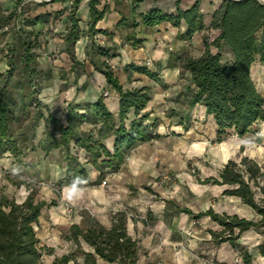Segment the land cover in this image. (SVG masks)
I'll use <instances>...</instances> for the list:
<instances>
[{
	"label": "trees",
	"instance_id": "trees-1",
	"mask_svg": "<svg viewBox=\"0 0 264 264\" xmlns=\"http://www.w3.org/2000/svg\"><path fill=\"white\" fill-rule=\"evenodd\" d=\"M85 1L89 11L86 56L94 70L104 75L107 84L118 95L117 126L102 99L84 105L67 104L64 110L65 126L50 113L45 118L43 109L48 112L47 107L38 99L42 89L53 79L52 70L39 67V54L36 51L41 50V33L46 28L47 34L58 22L63 27L58 36L63 39L64 53L72 62L70 72L76 66L82 67L75 58V45L83 34L78 8ZM141 1L130 0L129 17H122L117 26L119 29L131 30L126 37V44L133 50L142 45L143 41L137 39L134 33L139 25L155 27L169 23L177 29L184 26L176 40L187 44L196 36L213 33L212 38H201L203 48L198 57L186 53L172 54L167 68L179 65L182 71L180 75L188 74L193 86L189 105L205 108L206 116L211 117L216 126L217 142L224 141L232 129L238 137L250 132L257 135L256 125L264 123V97L256 89L251 72L255 64L264 65V5L257 0H219L217 7L206 12L202 9L204 0H193L186 8L181 7L183 0H171L175 4L172 14L153 8L136 16V8ZM3 2L6 6H2L3 13L0 12V37L5 41L7 69L0 72V159L8 154L19 162L29 152L40 150L47 155L62 149L66 173L65 178L54 185V193L58 196L60 189L70 184L72 177H84L86 172L72 154L71 142L86 151L99 172V180H103L106 173L117 172L136 147L159 138L156 133L157 122L146 124L148 114L138 117L150 101L149 90H124L108 63L116 54L111 48L95 43L97 36L112 37L107 30L96 29L108 11L107 6L99 10L101 0L35 3L31 4L32 8H46L54 3L68 4L69 7L26 17L21 12V0ZM16 18L17 28H9ZM125 71L143 74L160 83L159 78L145 67L129 65ZM130 111L134 112L136 118L126 127L124 121ZM42 120L52 129L46 126L44 139L36 145V130ZM85 123L101 127L80 134L78 129ZM109 136H113L112 151H108L101 143ZM198 181L226 187L224 195L239 198L256 213L257 220L220 215L211 208L198 214H192L187 209L182 212L193 216L194 220L208 217L218 225V232L209 231L212 241L215 244L228 243L240 257L241 264H252L253 256L238 243V239L248 231H255L263 238L257 251L264 257V165L248 157H242L239 162L229 160L217 179ZM15 185H26L27 197L18 204L0 191V264H41V248L34 227L46 203L36 199L38 192L32 184L22 181ZM48 205L54 206L55 202L51 201ZM85 224V228L72 225L63 236L64 240L76 246V253L55 257L50 264H78L79 259L82 264H99V261L107 264H137L139 241L127 232L125 211L112 214L108 228L88 215ZM81 242L92 252L83 251Z\"/></svg>",
	"mask_w": 264,
	"mask_h": 264
},
{
	"label": "crops",
	"instance_id": "crops-1",
	"mask_svg": "<svg viewBox=\"0 0 264 264\" xmlns=\"http://www.w3.org/2000/svg\"><path fill=\"white\" fill-rule=\"evenodd\" d=\"M116 1L101 0L99 10L107 6L108 11L104 19L97 24L96 29L107 30L112 37L97 36L95 43L111 48L116 54V57L110 59L108 63L124 90L141 88L149 90L150 101L138 117L148 114L146 124L156 121V133L159 138L136 147L117 172L106 173L108 184L105 186L101 185L104 180H99V172L92 165L90 156L84 149L77 148L75 143L71 142L72 154L77 157L78 163L86 171L85 176H81L86 180L85 187H82L83 192L77 199L69 202L66 199V185L60 189L58 196L50 191L47 198L46 192L38 191L39 200L46 203L39 219L44 224L47 218L54 223L63 222L64 220H61L59 216L56 217L54 211H50L57 205L60 208V202L62 205L66 203L79 208L90 207L93 210L92 215L77 214L70 227L83 225L85 228V219L88 215L103 227L108 228L111 215L115 211L132 212L140 219L135 221L127 217L128 234L141 240L142 245L150 250L151 255L162 257L163 264H192V253L195 250L201 252L205 249H214L217 259L229 262L230 255L237 253L228 243L215 244L209 233V231L218 232L220 230L218 225L208 217L194 220L193 216L182 210L187 209L192 214H198L211 208L220 215H236L251 221L257 220L256 213L244 205L239 198L224 195L226 187L202 184L198 181L202 182L207 178L217 179L223 166L229 160H234L236 151L240 147L242 149L244 141L252 138V133L238 137L232 129L228 131V137L224 141L217 142L216 126L212 118L206 116L205 108L201 105L193 107L189 105L193 86L190 84L188 74L180 75L182 71L179 65L171 69L167 68L170 55L187 53L189 44L176 40L177 34L184 30V26L177 29L169 23L155 27L139 25L134 33L143 43L138 49L133 50L126 44V37L131 30L117 28L122 17H129L130 0H122L121 3H119L120 0ZM192 2L193 0H183L181 7L186 8ZM218 4L219 0H204L202 9L210 12ZM64 7L69 6L54 3L43 8L42 12H51ZM153 8H159L168 14L175 12V4L171 0H142L137 5L136 16ZM78 16L83 34L75 45V58L79 62L85 61L82 67L76 66L74 71L70 72L72 62L64 53L63 39L55 34L53 28L48 31L47 37L45 36L50 42L48 47L52 44L59 48V52L52 65L46 62L47 70H52L53 79L40 93L41 103L48 110L47 112L43 109V114L47 118L50 113L65 126L64 110L67 104L84 105L102 99L103 105L114 117L115 126H117L119 124L118 95L107 84L104 75L95 71L85 58V47L88 43L86 30L89 21L86 1L79 5ZM129 65L147 68L159 78L160 83L134 71L126 72L125 68ZM42 69L45 70L43 66ZM104 92L109 94L107 98L102 97ZM80 113L83 114V111ZM135 118L134 112L130 111L124 121L126 127ZM46 126L52 129L44 120L39 123L34 141L36 145L44 139ZM100 127L101 125L92 126L85 123L79 127L78 132L86 134ZM256 130L260 133V137L264 135L261 132L264 130V123L257 124ZM101 143L108 151H112L113 136H109ZM64 156L62 149L54 150L47 155L37 150L33 153L29 152L21 161L16 162L6 154L0 159V167L7 165L11 170L18 168L21 176L27 177L32 182L44 184L45 180H48L54 186L65 178ZM203 156L206 157V166L199 167L198 174L190 175L187 170L189 161L195 158L201 159ZM5 170L7 171L6 168ZM166 175L174 177L171 184L163 181L162 178ZM76 177L80 176L75 175L71 181ZM22 196L19 199L17 197L13 199L18 204L23 203L27 197L26 189ZM46 198L53 199L55 205L49 206ZM108 211L112 213L106 215ZM142 220H145V223ZM146 222H149V225H146ZM147 229L152 230L151 236L146 232ZM144 231L147 235L143 238L141 233ZM42 233L44 237H47L45 226ZM262 241V236L255 231H248L238 239V243L247 248L257 263L264 261V257L257 251V246ZM84 246L86 252H92L81 242V247ZM77 262L82 264L81 259ZM99 264L107 263L99 261Z\"/></svg>",
	"mask_w": 264,
	"mask_h": 264
},
{
	"label": "rangeland",
	"instance_id": "rangeland-1",
	"mask_svg": "<svg viewBox=\"0 0 264 264\" xmlns=\"http://www.w3.org/2000/svg\"><path fill=\"white\" fill-rule=\"evenodd\" d=\"M4 0H0V12L3 13L2 10V6L3 8L6 6L5 3L3 2V4L1 3ZM51 0H21V7L23 6V8H21V12L23 14L24 17L26 16H33L35 14H38L39 12L44 11L43 8H32L31 4H39V3H43V2H49ZM56 8V6H55ZM20 10H17V15H19ZM18 17V16H17ZM19 18V17H18ZM18 18H16V20L14 22H11L9 28H17V20ZM62 26L56 22L55 26L53 27V29L55 30V34L58 35L60 33H62ZM4 30H6V28H4ZM44 31L41 33V36L39 38V42L41 44V50H37L36 52L39 54L38 57V62H39V67L47 70L46 67V62L48 65H52L53 61H56V57L59 52V48H56V46H53L52 44L48 47L49 45V41H47V39L45 38V36L47 37L46 32V28L43 29ZM48 33V32H47ZM53 33V31H52ZM54 34V33H53ZM44 35V36H43ZM203 36H208L209 38H212L214 35L213 33H209L208 35L204 34V35H199L196 36L194 41H192L191 43H189L188 48H187V55L192 56V57H198L201 52H202V42H201V38ZM5 41L2 40V38L0 37V72H4L7 69V57L5 56V45H4ZM46 46V47H45ZM130 47V46H129ZM132 49V48H131ZM85 58L86 61L88 60L87 56H86V50H85ZM79 62V61H77ZM85 61H81L80 63L83 64ZM58 64V63H57ZM251 76L252 79L255 83L256 89L258 90V92L264 97V65L262 64H255L252 68V72H251ZM103 95V94H102ZM103 97V96H102ZM39 101L41 102V96L39 94L38 96ZM261 132L264 133V130H261ZM259 138H261L259 140ZM242 157H248L251 160L256 161L257 163L264 165V135H261L260 137V133L257 131V135L255 133L252 134V138L250 140H246L244 141L243 145H242V149L241 147L236 151V154L234 155L233 159L236 162H239L240 159ZM206 157L203 156L201 159H194L193 161H189L190 165L188 166L187 170L188 173L190 175H196L198 174V168L201 166H206L205 161ZM198 163V164H197ZM5 168L7 169V171L5 170ZM7 174V175H6ZM163 181L166 183H172L174 181V177L171 175H166L163 178ZM106 182V185L108 184V179L107 177H104L103 179ZM25 181L26 184H32V186L37 190V192H46V197H49V192L52 191L53 193L55 192L54 190V186L52 184H50V182H48V180H45L46 182H44V184H40L38 182H32L30 179H28L25 176H21L20 172H14L11 169H8L7 165H3L2 167H0V191L5 194L6 196H9V198H16L19 199L20 196L24 195V190L26 189V185H19L18 187L15 185V183H19ZM23 197V196H22ZM40 198V193L37 194L36 199L39 200ZM46 201L48 203H50L51 201H53V199H47ZM61 207L58 208V205L51 208L50 211H54L55 214L57 215L56 217H60L61 220H64L61 223H54L52 222L51 219L47 218L46 220V224H44V222H42L39 219V222L37 224V226L34 227L37 238L39 239V247L41 248V264H50L53 259L55 257H61L62 254L68 253V254H72V253H76V246L72 243V242H67L65 240H63V236L64 234H66L70 228V224L73 221V218L77 215V214H84L87 213L89 215L93 214V210L90 207H86V208H79V207H75V206H71L70 204H66L62 202H60ZM66 208H70L72 210V212L70 214L66 213ZM110 210V209H109ZM117 211H115L114 213H116ZM112 213V211H108L106 212V215H110ZM113 213V214H114ZM127 217L133 218L135 221H139V217L135 216L134 213L132 212H128L127 213ZM141 221V220H140ZM143 222L145 220H142ZM137 223V222H136ZM134 223V224H136ZM149 223V222H148ZM146 222V225H149ZM47 229V237H44V233H42L43 228ZM81 227L83 228V225H81ZM149 229V227H148ZM146 230V232L148 233L149 236H151L150 231L152 230ZM145 231L143 233H141V237H146L145 235H147ZM46 238V239H45ZM133 238V237H132ZM134 239L139 241V247H140V254H139V258L137 261V264H163L162 262V257L159 256H155V255H151L150 250L146 249L143 245H142V241L139 240L137 237H134ZM83 251H86V247H82L81 248ZM192 264H241L240 261V257L238 256V254L236 255H230L229 257V262H222L219 259H217L216 256V252L213 250H203V251H197L195 250L192 253ZM80 260V259H79ZM252 264H264V261H259V263H257L255 260H253Z\"/></svg>",
	"mask_w": 264,
	"mask_h": 264
},
{
	"label": "clouds",
	"instance_id": "clouds-1",
	"mask_svg": "<svg viewBox=\"0 0 264 264\" xmlns=\"http://www.w3.org/2000/svg\"><path fill=\"white\" fill-rule=\"evenodd\" d=\"M14 172H18L19 169H14ZM86 183L81 177L73 178L70 184L66 185L65 192H66V199L71 202L78 198V195L83 192L82 185Z\"/></svg>",
	"mask_w": 264,
	"mask_h": 264
},
{
	"label": "built area",
	"instance_id": "built-area-1",
	"mask_svg": "<svg viewBox=\"0 0 264 264\" xmlns=\"http://www.w3.org/2000/svg\"><path fill=\"white\" fill-rule=\"evenodd\" d=\"M102 96H103V98H107L109 96V94L107 92H104ZM101 185L102 186H105L106 185V182L103 181ZM71 212H72V210L70 208H66V213L67 214H70Z\"/></svg>",
	"mask_w": 264,
	"mask_h": 264
},
{
	"label": "water",
	"instance_id": "water-1",
	"mask_svg": "<svg viewBox=\"0 0 264 264\" xmlns=\"http://www.w3.org/2000/svg\"><path fill=\"white\" fill-rule=\"evenodd\" d=\"M232 1H237V0H232ZM257 1L264 5V0H257Z\"/></svg>",
	"mask_w": 264,
	"mask_h": 264
}]
</instances>
